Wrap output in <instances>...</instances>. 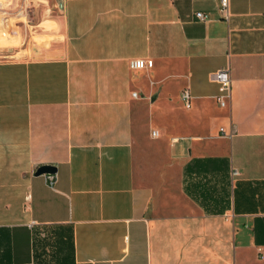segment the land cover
<instances>
[{
	"label": "crops",
	"instance_id": "0c3cea01",
	"mask_svg": "<svg viewBox=\"0 0 264 264\" xmlns=\"http://www.w3.org/2000/svg\"><path fill=\"white\" fill-rule=\"evenodd\" d=\"M31 5L0 58V264H264V0Z\"/></svg>",
	"mask_w": 264,
	"mask_h": 264
},
{
	"label": "rangeland",
	"instance_id": "374dc122",
	"mask_svg": "<svg viewBox=\"0 0 264 264\" xmlns=\"http://www.w3.org/2000/svg\"><path fill=\"white\" fill-rule=\"evenodd\" d=\"M33 14L32 5L26 8L20 0H0V58L17 56L16 35L22 28H30Z\"/></svg>",
	"mask_w": 264,
	"mask_h": 264
},
{
	"label": "built area",
	"instance_id": "2783aa9c",
	"mask_svg": "<svg viewBox=\"0 0 264 264\" xmlns=\"http://www.w3.org/2000/svg\"><path fill=\"white\" fill-rule=\"evenodd\" d=\"M22 4L26 8H29L33 0H21ZM231 0H220V11L222 13V16L226 19H228L231 15V7H230ZM196 16L201 20H207L209 19V16L202 12L198 11L196 12ZM130 66L134 69L144 68L146 66H152L153 60L151 59H143V58H135L130 60ZM211 79L219 83V100L222 105H225L227 102L225 97H229L230 95V88H231V78L229 74V69H220L215 72L211 73ZM133 96L137 97L138 93L133 92ZM182 99L185 102V105L189 107L191 105L190 99V91L188 89L183 90L182 92ZM159 135V132L157 130L152 131V136L157 137ZM237 170H233V174H237ZM46 179L50 186L54 187L58 180V174L57 172L52 173H46Z\"/></svg>",
	"mask_w": 264,
	"mask_h": 264
},
{
	"label": "water",
	"instance_id": "95a60500",
	"mask_svg": "<svg viewBox=\"0 0 264 264\" xmlns=\"http://www.w3.org/2000/svg\"><path fill=\"white\" fill-rule=\"evenodd\" d=\"M52 172H56V169L54 166L48 165V164H44L37 169L38 174H41V173L46 174V173H52Z\"/></svg>",
	"mask_w": 264,
	"mask_h": 264
}]
</instances>
